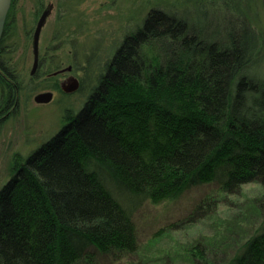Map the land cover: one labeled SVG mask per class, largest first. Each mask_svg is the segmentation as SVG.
I'll return each instance as SVG.
<instances>
[{"label": "trees", "instance_id": "trees-1", "mask_svg": "<svg viewBox=\"0 0 264 264\" xmlns=\"http://www.w3.org/2000/svg\"><path fill=\"white\" fill-rule=\"evenodd\" d=\"M15 1L0 42V118L29 88L4 45L14 37ZM251 2L227 0L228 24L218 14L212 32L182 11L152 8L95 73L87 59L85 102L65 110L59 131L0 188V264H73L90 245L133 254V215L145 202L179 199L205 182L229 194L264 188V79L252 74L263 61L262 36ZM215 209L206 201L195 212ZM219 251L222 259L209 262L193 246L188 261L264 264V211L253 234Z\"/></svg>", "mask_w": 264, "mask_h": 264}, {"label": "rangeland", "instance_id": "rangeland-1", "mask_svg": "<svg viewBox=\"0 0 264 264\" xmlns=\"http://www.w3.org/2000/svg\"><path fill=\"white\" fill-rule=\"evenodd\" d=\"M226 4L227 0H16L14 37L8 38L4 45L11 46L9 59L14 61L12 64L17 63L29 88L21 93L17 107L0 118V188L22 157L26 158L59 131L66 121L65 110L78 108L85 102L87 89L82 88L81 81L87 59L93 60L95 73L96 63L108 58L152 8L182 11L212 32L215 29L212 21L218 14L222 18L219 17L220 23L228 24L225 19L223 22ZM251 6V23L262 36L263 55V61L252 69V74L264 79V9L255 0ZM49 7L52 11L40 36L39 67L32 74L35 30L43 11ZM73 78L79 79V88L64 91L63 86L71 85ZM48 91L54 93L50 102H36L39 93ZM206 201H214L216 209L210 214L195 212ZM261 211H264V188L260 183L248 184L234 194L222 190L217 182L197 184L179 199L147 201L135 210L133 218L140 243L136 253L116 250L106 253L90 245L73 264H191L188 251L193 246L204 249L209 262H218L223 256L219 249L230 243L238 246L242 237L260 227ZM194 214L192 224L168 229L170 224Z\"/></svg>", "mask_w": 264, "mask_h": 264}, {"label": "water", "instance_id": "water-1", "mask_svg": "<svg viewBox=\"0 0 264 264\" xmlns=\"http://www.w3.org/2000/svg\"><path fill=\"white\" fill-rule=\"evenodd\" d=\"M13 0H0V42L2 40L5 25L7 21V17L9 15L11 6H12ZM52 11V7H49L48 9L44 10L36 27L35 34H34V65L32 69V74L36 73L38 67H39V61H40V51H39V43H40V36L42 29L47 21L48 16L50 15ZM56 74V73H55ZM80 86L79 79L73 78L72 83L69 86L64 85L63 89L66 92H73L76 91ZM54 93L52 91L48 92H42L39 93L35 100L38 103H47L50 102L53 99Z\"/></svg>", "mask_w": 264, "mask_h": 264}]
</instances>
